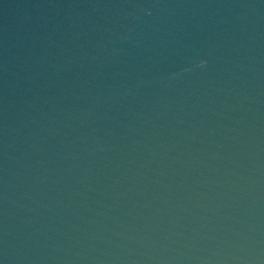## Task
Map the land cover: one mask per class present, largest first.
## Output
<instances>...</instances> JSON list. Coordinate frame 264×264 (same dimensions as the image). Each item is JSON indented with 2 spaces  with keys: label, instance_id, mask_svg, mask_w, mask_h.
Masks as SVG:
<instances>
[{
  "label": "water",
  "instance_id": "obj_1",
  "mask_svg": "<svg viewBox=\"0 0 264 264\" xmlns=\"http://www.w3.org/2000/svg\"><path fill=\"white\" fill-rule=\"evenodd\" d=\"M0 264H264V0H0Z\"/></svg>",
  "mask_w": 264,
  "mask_h": 264
}]
</instances>
